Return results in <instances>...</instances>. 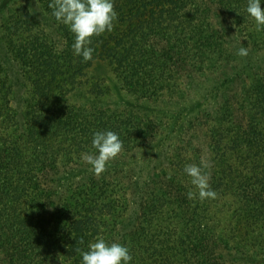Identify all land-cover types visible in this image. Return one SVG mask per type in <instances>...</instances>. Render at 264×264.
<instances>
[{
  "label": "trees",
  "instance_id": "obj_1",
  "mask_svg": "<svg viewBox=\"0 0 264 264\" xmlns=\"http://www.w3.org/2000/svg\"><path fill=\"white\" fill-rule=\"evenodd\" d=\"M51 2L0 0V264H81L101 237L129 264H264V26L248 0H114L88 61ZM107 130L123 151L97 176L82 155ZM202 159L215 199L187 195Z\"/></svg>",
  "mask_w": 264,
  "mask_h": 264
},
{
  "label": "clouds",
  "instance_id": "obj_2",
  "mask_svg": "<svg viewBox=\"0 0 264 264\" xmlns=\"http://www.w3.org/2000/svg\"><path fill=\"white\" fill-rule=\"evenodd\" d=\"M49 8L53 9L55 19L68 26L74 34L72 48L75 55L83 57L84 61L93 58L94 48L92 38L105 32H111L118 14L114 9V0H52ZM247 13L254 18L257 31L264 26V8L261 0H248ZM237 54L242 57L248 55V49L241 47ZM92 147L97 154L85 153L82 159L91 166L95 175L99 176L107 170L110 161L118 157L123 151V142L119 135L111 130L96 131L92 139ZM209 163L201 160L200 166L188 164L184 172L191 178V184L197 192H188L189 199H215L217 193L211 188L210 174L206 171ZM84 243L83 239L80 241ZM82 256L81 264H129L132 260L129 248L121 243L109 244L104 238L90 242L88 250L76 249Z\"/></svg>",
  "mask_w": 264,
  "mask_h": 264
},
{
  "label": "rangeland",
  "instance_id": "obj_3",
  "mask_svg": "<svg viewBox=\"0 0 264 264\" xmlns=\"http://www.w3.org/2000/svg\"><path fill=\"white\" fill-rule=\"evenodd\" d=\"M110 93L112 95L114 94L115 98H119V96H120L119 94H118L119 96L115 95V90H111ZM183 119H184V115H182V117H181L180 114H176L175 113L174 116H173V114L170 113L169 122H171V124H173V128H174V131L173 132L171 131L170 135H172V134L176 135V133H179L178 131L181 129L182 122L184 121ZM226 211H225V214H226ZM223 216L224 215H222L221 212L218 213V218L220 220L223 219Z\"/></svg>",
  "mask_w": 264,
  "mask_h": 264
}]
</instances>
